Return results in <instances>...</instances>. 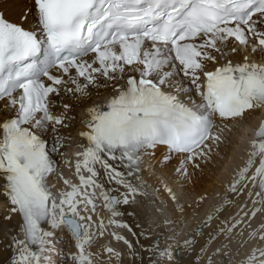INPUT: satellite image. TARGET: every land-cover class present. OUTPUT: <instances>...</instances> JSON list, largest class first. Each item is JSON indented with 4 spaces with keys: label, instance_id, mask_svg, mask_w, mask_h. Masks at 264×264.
Instances as JSON below:
<instances>
[{
    "label": "snow or ice",
    "instance_id": "snow-or-ice-1",
    "mask_svg": "<svg viewBox=\"0 0 264 264\" xmlns=\"http://www.w3.org/2000/svg\"><path fill=\"white\" fill-rule=\"evenodd\" d=\"M33 2L31 29L24 27L28 13L17 23L0 12V194L10 205L5 220L18 215L23 233L22 239L11 229L5 233L9 239L5 248L12 250L9 264H55L53 255L65 256L56 247L63 242L58 235L62 228L75 249L65 259L96 264L101 252L91 248L109 226L132 234L129 240L109 233L124 244L127 258L135 264H144L145 252L148 264H179V249L174 253L171 244L161 248V238L153 239L143 229L137 233L127 221L117 219L125 215L119 209L133 205L137 195H146L129 178H140L143 157L154 156L158 146L167 149L165 164L173 155L181 157L174 171L188 182L225 142V133L236 127L229 121L264 107V63L245 54L250 47L253 54L264 56V0ZM89 53L94 54L91 62L85 59ZM234 55L242 60L233 63ZM209 64L214 65L211 70ZM53 68L58 75L50 71ZM100 78L114 94L84 109V127L77 135L86 143L79 144L81 151L75 154L79 183L63 179L67 189L53 192L49 177L57 173L54 156L63 155L65 140L72 139L61 129L71 127L67 113L73 104L57 98L88 100L90 87L101 86ZM192 93L201 98L200 110L189 106L195 103ZM60 107L63 111L57 114ZM45 134L52 136L51 149ZM249 145L244 165L227 185L233 198L226 194L178 242L191 257L188 264H264V247L236 259L248 243L238 239L243 227L251 228L252 219L264 214V121ZM100 170L109 183L125 191L114 194L106 189ZM249 184L256 189L254 194ZM163 188L173 211L183 213V191L167 183ZM246 189L251 209L243 204L230 213L234 197ZM97 200L111 213L107 224L97 213ZM249 235L264 241V223ZM103 253L121 262L125 256L110 244L103 246Z\"/></svg>",
    "mask_w": 264,
    "mask_h": 264
},
{
    "label": "bare ground",
    "instance_id": "bare-ground-1",
    "mask_svg": "<svg viewBox=\"0 0 264 264\" xmlns=\"http://www.w3.org/2000/svg\"><path fill=\"white\" fill-rule=\"evenodd\" d=\"M0 5H1L0 6L1 9L4 11V15L6 17H8L9 19H11L12 21L17 22V23H19L21 21V17H22V15H24L26 13L27 9L31 10V12H29V11L27 12L28 17H27V21L24 24L30 28L35 27V7H34L33 0H0ZM245 54L248 55L249 57L253 56V57L259 58L261 63L264 62V56H262L260 53L253 54L252 52H246ZM232 57L234 59H236L237 62H240L242 60V57L239 55H234ZM176 82H177V80H176ZM99 84L101 85L99 87H90V99H88V100H84V101L77 103V102H75L74 98L67 99V98H64L63 96L57 98L58 102H69V103L73 104L72 110L67 113L68 117L70 118L69 122L71 123V127L69 129H61V134L65 135V136H67L68 133H71L72 139L71 140H65L64 147L66 146L67 143H69V146L67 147L66 150H64V147L60 150L63 153V155H61L62 162H63L61 168H63L64 170L60 171V173L58 174V177H54V176L49 177V181L51 182V184H55V187L52 189L53 191L58 192L60 190H66L67 189V186L64 185V183H63V179H70L73 183H77V184L79 183L78 177L75 174V161L78 159V157L75 154L81 150L78 147V145L86 143V141H84L82 138H80L77 135L78 131L82 130L84 127L83 122L86 119L84 109L86 106L90 105L91 103L105 101L106 97L114 94V88L111 85L108 86L107 88L102 86L103 85V78H100ZM177 84H179V82H177ZM182 97H184V96L182 95L181 98ZM194 100H195V103H192V102H189V103L197 108L200 104V101L196 98H194ZM62 111H63L62 107L55 109V112L57 114H59ZM257 112H259L258 109L245 113L244 117H249V119L243 120L244 126L236 127L238 129L237 132L232 131V133H234V135H233L234 138H236L235 139L236 145L234 144V146H231V148L227 151L226 156L228 154H230L231 151L234 150V148H235V150L232 152V155L230 156V158L224 163L223 172L217 180H216L215 176L209 177L206 175H201V177H199L197 175L192 174L191 180L186 182V183H188V185L191 186L192 190H194L196 192L198 191L199 194H202L201 196L205 197V199L203 201H199V203L197 204V203H194V201H192L191 196H188L187 203L184 201H181L182 203L184 202L183 203L184 206L190 205L189 207H185L186 210L183 213H181L179 211H175V212L173 211V208H174L173 202L168 198V195L163 188V184L167 183L168 180H170V177H169V179L166 178L167 181L164 182L163 179L155 173V176L160 181V182H157V178L154 175H152L151 171H149V166H153V165L156 166L157 164H159V166H160V165H162V163H164L162 161H163V157L167 154L166 147L165 146H158L156 151H155L154 156H152V157L144 156L143 160L141 162L140 178L138 179L135 175H133L129 179L131 180V182L134 185H136L140 189L141 192L146 193V195H143L145 198V200H144L145 207L143 210H141V213H140L139 208H138L137 203H136L137 198H135V203L133 205H131L130 207L121 206L119 210L125 213V215L122 216L124 218V221L129 222V224H131V225L134 224L132 226H133V229L137 233H139L141 231L142 225L146 226L150 222H151V225H155V227L152 228V230L160 233L158 230H155V228L158 229L159 226L162 227L163 223H165V221H172V219H173L172 213H174V215L176 216L175 219H173V221L176 220L175 221L176 223L179 222L181 226L185 227L184 232H186V231L189 232L193 226L200 223V221L205 217V214L211 209V207L214 204H217L222 200V198L224 197L223 195L225 194V191L227 190V185L230 183V181L233 178L236 170L239 167H242L244 165V162H245L246 157H247V150H248V147L250 146L249 141L252 139V134H251V137H247V135L249 134V131H251L253 128H255L257 123H259L264 118V112H263L261 117L259 115H257ZM79 113L83 114V115H79ZM228 123H229V125H232L234 123V121H229ZM48 136L50 139H52L51 135L45 134V137H47V139H48ZM245 136H246V138H244ZM50 143L52 146V142H50ZM212 156H213V159L216 158L214 153L212 154ZM148 159H149V161H148ZM172 159H173L171 162L172 166L171 165H163L164 166L163 168H165L167 166V167H172V170H174L176 167H178L179 166V160L181 159V157L178 155H173ZM211 161L212 160L205 162V163H202V164L211 163ZM209 165L211 167V164H209ZM117 167H119V165H117ZM120 169H122V168H120ZM190 171H192V170L190 169ZM61 173L63 174V178H61V176H60ZM100 173H101V177L104 180L103 184H104V187L106 189L113 190V193H116L117 191L122 193L125 191V189L123 187L116 184L115 182L109 183L107 181V177L104 176L103 170H100ZM83 174H87V172L83 173ZM165 174H174V173L172 171H170V172H166ZM162 176H163V174H162ZM146 180L148 181L147 183H146ZM142 181H143V183H142ZM178 181H180V179H178L177 176H175L173 179V182H175V185L174 186L171 184H168V185L173 186V190L176 191V189H179V187H180L179 184H177ZM0 182H2V181H0ZM157 188H158V192L154 191V189H157ZM200 190H202V191H200ZM247 191H248V189L245 190V193L243 195H240L238 197V200H240V199L242 200L243 198H245L247 195ZM96 192H97V194H99L101 192V189L97 188ZM159 194L162 196V199L160 198L161 196ZM230 198H232V194H230ZM4 203H5V199L2 196V194H0V264H9V258L12 256V250L5 248V245H7L9 243V239L5 235L6 231L11 229L13 235L19 233L20 238L22 239L23 237H22V234L20 233V229L18 226L19 225V219H18L17 215L12 214L10 220H5V216L3 215V213H1L2 209L4 208ZM97 205H98L97 213L99 214V217H102L104 219L105 223L107 224V221H108L111 213L107 209H105L101 206L102 205L101 200H97ZM9 208H10V205H9ZM128 212H134L135 215L134 216L127 215ZM137 212L139 213V215L140 214L142 215L141 217L147 218L148 221L146 222L145 220H142L139 216H137V214H138ZM148 212H151V214L148 215ZM97 219H98V217L96 215H94L93 220H97ZM172 223L173 222L165 223V224H168L166 228H167V230L169 229V231H166L165 228L163 227L162 233L164 234V236H163V238L160 239V247L162 246L163 243L165 244V246L170 244L169 233L171 232V230L174 229L172 227L173 226ZM137 225H139L140 227H136ZM256 225H257L256 220H253L251 228H248L247 226L243 227V235L240 236L238 239L241 241H248V243H246L243 247L240 248V256H237L236 259H240L241 257L244 256L245 253H249L251 249L261 246V243L257 240L258 235L256 238H252L249 235V233L252 231V229H255V227H256V229L259 228V226H256ZM45 226H48V225L45 224ZM143 229H145V228H143ZM176 229H178V228L176 227ZM152 230L150 228V230H148L147 234L149 236H151L153 239H155L156 236L152 235L153 234ZM59 231H60V233H63L65 230L62 228ZM112 231L118 232V233L127 237V235L124 234L125 231H127L125 228H114V227L109 226L108 230L105 232V235L103 237H101L98 242L101 241L105 245L110 244V246H112L113 248L126 252L125 247L122 244V242L115 241L109 235V233ZM160 235H162V234L160 233ZM63 236H64V234H63ZM173 237H174V239H172V241L176 242L175 244L173 243L174 245H172L173 251L175 253L176 248L178 246H180V244L178 243L181 240L180 239V232H179V234L174 235ZM127 238L129 239V235ZM141 241H143V238L141 239ZM256 241H258V242H256ZM61 245H62V243H58L56 245V247L58 249H61ZM182 251L183 250L180 248L179 254H181ZM45 255H48V254L46 253ZM105 255L107 256L106 253H105ZM52 259L55 262V264H57V263L60 264L59 263V260H60L59 255H53ZM96 262H97V264L98 263L102 264L103 261L98 260ZM104 262H106V264H117L118 260L114 257L109 258L107 256V258L104 260ZM184 263H186V262H184ZM42 264H43V262H42Z\"/></svg>",
    "mask_w": 264,
    "mask_h": 264
},
{
    "label": "rangeland",
    "instance_id": "rangeland-1",
    "mask_svg": "<svg viewBox=\"0 0 264 264\" xmlns=\"http://www.w3.org/2000/svg\"><path fill=\"white\" fill-rule=\"evenodd\" d=\"M246 120V119H249V117H244L243 119H241V121L239 120V121H234V123L233 124H235L236 125V127H239V126H244V122H243V120ZM233 128L230 132H226L225 133V136H226V140H225V142H223V143H221L220 144V146H219V148L218 149H216L217 150V153H214V151H213V153H214V155L216 156V158L215 159H213V156L211 157V163H206V164H202L201 163V169H199V170H195L194 172H193V175H197V176H199V177H201V175H206V176H209V177H212V176H215V178H216V180L220 177V175L222 174V172H223V169H224V163L230 158V156L232 155V152L235 150V148H234V150L233 151H231V153L230 154H228L227 156H226V153H227V151L231 148V146H234V144H235V139L236 138H234V133H232V131H234V132H237L238 131V129L237 128ZM232 133V134H231ZM244 136V135H243ZM247 137H248V135H247ZM244 138H246V136L244 137ZM236 145V144H235ZM246 159H247V157H246ZM172 160L173 159H171V161L170 162H168L167 164H165V163H162V165H160L159 166V164H157L156 166H154L153 164V166H149V171H151L152 172V175H154L155 176V173L159 176V177H161L162 179H163V181L164 182H166L167 181V179H169V177H170V180H168V182H167V184H171V185H175V182H173V179H174V177L175 176H177L176 174H175V171L174 170H172V167H165V168H163L164 166L163 165H171L172 166V164H171V162H172ZM148 161H149V159H148ZM147 161V162H148ZM209 164H211V167H210V165ZM209 165V166H208ZM204 168V169H203ZM170 171H172L174 174H165L166 172H170ZM163 174V176H162V174ZM169 175V176H168ZM171 175V176H170ZM168 176V177H167ZM156 177V176H155ZM157 178V177H156ZM167 178V179H166ZM178 178V177H177ZM178 179H180V181H178L177 182V184H179V186L181 185V184H183V188H180L179 187V189H176V191H183V193H184V196H183V198H182V201H184V202H186L187 203V198H188V196H191V198H192V201H194V203H199V201H200V197H201V195L202 194H199V192L197 191H194V190H192V188H191V186L190 185H188V183H186V182H184V181H182V179L181 178H178ZM202 180V179H201ZM148 181L146 180V183H147ZM157 182H160L159 181V179L157 178ZM171 185H169L170 187H172L173 188V186H171ZM153 186V185H152ZM158 189V188H157ZM200 191H202V190H200ZM227 191V190H226ZM225 191V192H226ZM160 195V194H159ZM161 196V195H160ZM230 197V196H229ZM137 206H138V208H139V211H140V213H141V210H143L144 209V207H145V204H144V200H145V198H144V196L143 195H137ZM156 198V197H155ZM161 199H162V196L160 197ZM157 199V198H156ZM186 200V201H185ZM245 200H243V202H244ZM183 202V203H184ZM242 203V202H241ZM241 203H239V204H237V205H235L234 206V204L230 207V213H235L238 209H239V207H240V204ZM185 207H189V205H185ZM146 209V208H145ZM135 211V210H134ZM145 211V210H144ZM138 213V212H137ZM149 214H151V212H148V215ZM137 216H139L142 220H146V218H144V217H141L142 215L140 214L139 215V213L137 214ZM172 216H173V219H175V215H174V213H172ZM173 219H172V227L174 228L173 230H171V232L169 233V237H173L174 235H177V234H179V232H180V239L181 240H184L185 238H186V235H189V233H191V232H193V230L197 227V225L199 224H196L195 226H193L192 228H191V230L189 231V232H184V229H185V227L184 226H181L180 225V223L179 222H175V221H173ZM151 224V223H150ZM167 225L168 224H165V223H163V226L162 227H160L159 226V232L164 236V234L162 233L163 232V227L165 228V230L166 231H169V229L167 230ZM145 225H142V229L143 228H145V229H143V230H145L146 232H148V227L147 226H145ZM176 227L178 228V229H176ZM148 230H147V229ZM180 228V229H179ZM152 230V229H151ZM162 230V231H161ZM153 231V230H152ZM65 232V231H64ZM64 232L62 233V234H64ZM159 233V234H160ZM176 233V234H175ZM125 235H126V232L124 233ZM130 233H128V235H129ZM133 238V237H132ZM100 240V238L99 239H97V241L95 242V244L97 245V247H98V245H100V247L99 248H97L98 250H101V256H100V258H99V260H102L103 262H104V260L107 258V256L105 255V253H103V246L105 245V244H103V242H98ZM129 240H131V239H129ZM170 240V239H169ZM260 243H261V246H262V244L264 243V241H262L261 242V240L258 238L257 239ZM258 241H256V242H258ZM142 243H144V241H141ZM176 243L175 241H172V240H170V244L171 245H174V244ZM123 244V243H122ZM124 245V244H123ZM260 246V247H261ZM125 247V246H124ZM256 247V246H255ZM182 249V248H181ZM183 250V249H182ZM125 252V251H124ZM126 252H127V250H126ZM126 252H125V256H124V258H123V260L125 261V263H123V264H135V262L133 261V260H130V259H128L127 258V254H126ZM184 254V258L183 259H181L180 261V263L181 264H183L184 262H186V263H184V264H188V262L190 261L189 259L191 258V257H189L185 252L183 253ZM141 255H143L144 256V264H148V253H141ZM53 257V256H52ZM98 261V260H97ZM130 261V262H129ZM102 262V264H106V262H104L103 263ZM119 262H121V261H118V263ZM117 263V264H118ZM96 264H97V262H96ZM99 264V263H98ZM101 264V263H100Z\"/></svg>",
    "mask_w": 264,
    "mask_h": 264
}]
</instances>
